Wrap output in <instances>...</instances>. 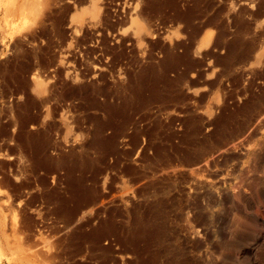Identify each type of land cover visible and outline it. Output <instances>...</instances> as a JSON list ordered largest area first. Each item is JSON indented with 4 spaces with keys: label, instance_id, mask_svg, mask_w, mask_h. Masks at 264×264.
<instances>
[{
    "label": "rangeland",
    "instance_id": "374dc122",
    "mask_svg": "<svg viewBox=\"0 0 264 264\" xmlns=\"http://www.w3.org/2000/svg\"><path fill=\"white\" fill-rule=\"evenodd\" d=\"M142 262L264 264V0H0V264Z\"/></svg>",
    "mask_w": 264,
    "mask_h": 264
},
{
    "label": "bare ground",
    "instance_id": "6f19581e",
    "mask_svg": "<svg viewBox=\"0 0 264 264\" xmlns=\"http://www.w3.org/2000/svg\"><path fill=\"white\" fill-rule=\"evenodd\" d=\"M182 16V15H181ZM180 16V17H181ZM188 19V18H187ZM185 21V20H184ZM188 23V22H187ZM194 31V30H193ZM197 32V31H196ZM194 33V32H193ZM199 33V32H198ZM192 37V36H191ZM244 52V51H243ZM186 53V52H185ZM184 53V54H185ZM239 53V52H238ZM183 55V54H182ZM241 55H242V53H241ZM237 56V55H236ZM240 56V55H239ZM238 56V57H239ZM181 58V57H180ZM236 58V57H235ZM241 58V57H240ZM239 58V59H240ZM238 59V58H237ZM181 60V59H180ZM180 62V61H179ZM179 64V63H178ZM172 65V64H171ZM132 106V105H131ZM106 107H108V106H106ZM101 123V122H100ZM117 126V125H116ZM113 127H114V125H113ZM119 127V126H118ZM102 128H103V125L102 124H99V126L96 128V132L97 133H101L102 132ZM113 135V134H112ZM108 140V139H107ZM107 140H104V143L105 144H113V142H114V140H109V141H107ZM102 143H103V141H101ZM96 143H98V142H96ZM95 143V144H96ZM107 153V152H106ZM106 157V156H105ZM64 162H65V168H66V154L64 155ZM103 159V158H102ZM105 161V160H104ZM87 164H89V161H86V160H84L83 161V166H85V165H87ZM41 165V164H40ZM117 165V164H116ZM70 166H72V165H70ZM126 167V166H125ZM83 168V167H82ZM107 168V167H106ZM114 168V167H113ZM74 169H76V168H74ZM73 169V170H74ZM102 169V168H101ZM100 169V170H101ZM66 170V169H65ZM132 171V170H131ZM66 172V171H65ZM101 172V171H100ZM100 172L98 173V174H100ZM135 172V171H134ZM127 173H130V172H127ZM80 174H82V173H80ZM70 176V175H69ZM94 176V175H93ZM73 178V177H72ZM44 179V178H43ZM86 180V179H85ZM96 180H98L97 178H96ZM43 181V180H42ZM71 183V182H70ZM97 184V183H96ZM45 185V184H44ZM70 186H71V184H70ZM69 186V187H70ZM68 191H69V189H68ZM88 191V190H87ZM81 192H83V191H81ZM86 192V191H85ZM62 194V193H61ZM60 193H58V192H56V191H52V192H50L49 194H48V199L51 201V200H55V203H56V209H55V212L57 213V214H59L60 216H62V218H63V220L65 221V223H66V215H68L69 217H73V216H76V215H78L79 213H80V211H81V209L83 208V206H82V203H81V199H79V197H77V196H75V198H74V200L75 201H73L74 202V205L72 206V207H69V206H67V205H69L68 203H69V201H71L72 202V200H70V199H66V192H65V195H61ZM80 194V193H79ZM83 194V193H82ZM71 196V195H70ZM74 196V195H73ZM79 196V195H78ZM81 196V195H80ZM68 197V196H67ZM70 198V197H69ZM84 198V197H83ZM87 198V197H86ZM34 200V199H33ZM73 204V203H72ZM90 205V204H89ZM67 208V209H66ZM113 214V213H112ZM156 214V213H155ZM111 216V215H110ZM111 218H112V216H111ZM108 219H109V217H108ZM113 219V218H112ZM112 219L110 220V221H112ZM72 220V219H71ZM114 220V219H113ZM73 221V220H72ZM115 221V220H114ZM136 221H139L137 218H136ZM109 222V221H108ZM109 224H110V222H109ZM118 225V224H117ZM109 226V225H108ZM81 228V227H80ZM109 228V227H108ZM143 229V226L142 225H140V223L138 224V226H136V231H138V230H142ZM100 230V229H99ZM119 230V229H118ZM123 230V229H122ZM93 231V230H92ZM95 233V232H94ZM119 236V235H118ZM117 236V237H118ZM85 237V236H84ZM120 240V239H119ZM121 241V240H120ZM102 248V247H101ZM105 248V247H104ZM105 249H107V248H105ZM136 253V252H135ZM158 257V256H157ZM154 259H156V258H154ZM146 261H147V259H146ZM147 263V262H146ZM141 264H145L144 262H142ZM149 264V263H148Z\"/></svg>",
    "mask_w": 264,
    "mask_h": 264
}]
</instances>
